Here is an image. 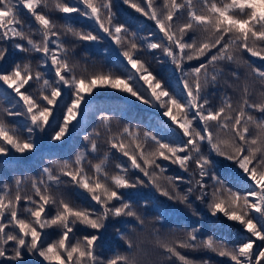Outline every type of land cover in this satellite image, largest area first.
Instances as JSON below:
<instances>
[{"label":"snow or ice","instance_id":"6c2138e0","mask_svg":"<svg viewBox=\"0 0 264 264\" xmlns=\"http://www.w3.org/2000/svg\"><path fill=\"white\" fill-rule=\"evenodd\" d=\"M123 4L154 23L159 34L151 33L154 41L140 37L143 43H138L136 33L116 21L112 0H0V43L12 41L21 53L41 55L36 69L29 60L0 70L3 98L12 105L0 115V157L32 152L37 132L63 142L75 131L81 105L91 103L86 97L96 89L159 106L171 122L163 125L164 138L148 131L141 135L127 126L113 132L111 118L101 114L107 145L102 155L97 130L84 135V150L44 167L30 187L21 178L15 179L14 188L3 184L0 259L22 264L27 255L43 264H143L147 243L163 260L178 264H212L180 250L227 257L231 264H264V247L254 250L256 241L264 242V70L245 56L264 61V0H123ZM25 12L34 23H25ZM49 12L62 14L64 23L58 27ZM73 14L85 21L80 29L71 22ZM62 33L82 42L110 40L126 62L116 65L124 74L90 70L87 65L81 69L72 62L74 46L70 49L64 43ZM142 50H159L174 66L173 77L179 74L176 82L182 90L153 74L137 55ZM6 53L7 48L0 46V61ZM157 61L162 62L158 57ZM33 84L38 94L29 91ZM225 89L236 92L235 99ZM5 116L22 117L24 122L12 126ZM117 153L123 159L109 173L108 164ZM213 155L243 173L244 189L233 190L211 171L216 164ZM167 165L188 173V178L167 175ZM133 173L139 175L133 179ZM180 184L188 187L182 191ZM69 185L87 194L81 196L83 203L65 194ZM137 186H151L159 196L200 215L194 196L211 216L222 214L241 225L248 239L229 247L214 236L200 238L195 227L183 238L154 226L146 234L147 218L122 191ZM157 212L156 219L162 220L163 212ZM118 217L133 218L139 227L132 228L135 238L119 235L125 252L104 259L97 255L98 234L109 218ZM77 226L92 232L77 236ZM53 228L59 235L49 242L47 230Z\"/></svg>","mask_w":264,"mask_h":264},{"label":"trees","instance_id":"16d2710c","mask_svg":"<svg viewBox=\"0 0 264 264\" xmlns=\"http://www.w3.org/2000/svg\"><path fill=\"white\" fill-rule=\"evenodd\" d=\"M65 2H71V0H65ZM112 4L113 11L116 14V21L124 23L131 32L135 33V28L142 27L139 34L144 37L149 36L153 39V41L155 38L152 37L151 33L157 32V35H159L158 30L155 29V25L152 21L147 20L139 13H136L134 10L128 8L127 5L123 4V0H112ZM48 14L51 15L58 23V27L60 24L64 23L66 19L62 18V14L60 13L49 12ZM22 18L25 20V23H34L26 12ZM71 22L77 29H80L85 24L84 19L78 17L76 14H73V20ZM101 35L103 34L101 33ZM36 38L38 39V37ZM61 38L70 49L74 46V50L70 51V57L73 63H78L80 65L81 69L87 65L90 70H111L116 74H120L123 71L116 66L117 61L121 62L119 58L116 57V54L119 55L120 52V49L117 48L116 45V52L107 57L108 53H106V50L109 48V40L105 39L100 42L92 43L82 42L76 41L73 37L66 36L63 33L61 34ZM137 41L139 43L138 39ZM20 43L23 42L20 41ZM12 45V41L0 43V46L7 48L5 59L0 61V70H10L16 63L22 64L29 60L32 62L33 69L38 67V61L41 59L40 54L21 53ZM150 53V58L145 60L143 57L138 56L146 62L153 74H166V79L170 78L171 80L176 81L173 77L174 72L172 70L174 66H170L171 63L167 60V58L164 57L159 50H155ZM245 56L247 59L252 61L255 66L264 70V61L248 57L247 54H245ZM157 57L162 62H158ZM192 63L195 64L197 62L193 61ZM248 71H250V69ZM79 74L80 73L78 72V75ZM51 75L54 77V73ZM229 79L231 78L229 77ZM35 88L36 85L34 84L32 88H29V91L33 92L34 95L38 94L34 91ZM225 90L235 99L237 96L236 92H233L232 89ZM3 92L4 89L0 88V115L3 114L2 110L4 108H12V105L3 98ZM86 100H90L91 103L88 105H81L82 111L80 112L79 117H77L79 124L77 125L75 131L66 136L63 142L51 141L48 134L37 132L34 135L36 147L32 152H26L22 155L11 152L7 156L0 157V188H2L3 184H8L14 188V181L16 178L25 180L27 182V186L30 187L31 180L33 178L39 179L41 176V170L44 167H53V162L71 159L74 157L76 152L84 150L87 147L86 142L83 139L84 135L94 133V131L97 130L101 132L98 147L100 149L99 154L102 155L103 150L107 147V145L105 143L104 130H102V128L98 125V114L119 116L124 123L129 125L130 128L139 130L141 135L145 131H148L157 136L167 138V130L163 131V129H165L163 125L164 123H168L170 125L171 122L168 121L167 118L158 115L156 108L151 105L148 106V108L138 109L133 104L128 103L127 94L107 89L94 90L93 95L91 97H86ZM256 115L259 117L261 114L256 113ZM4 118L12 126H16L19 123L24 122L22 117L5 116ZM77 121H73V124H77ZM111 128L113 132H118L123 128V126L120 124H111ZM24 135H26V132ZM122 159L123 158L120 157L118 153L114 155L113 159L108 164L109 173L115 171V163ZM212 159L216 161V164L211 171L215 172L227 186L231 187L233 190H242L245 188L247 178L235 167V165L229 161L223 160L220 157H216L215 155H213ZM94 162L96 161L94 160ZM86 167L89 171H91L89 165L86 164ZM167 167L169 169L168 173H166L167 175H180L185 177V179L188 178V173L182 172L178 167L173 165H167ZM137 175H139V173H133L131 174V178L134 179ZM187 187V184H180V189L182 191ZM63 191L68 197L72 198L77 203H83L84 201L81 200V196H87L86 193H82L81 190L70 185L64 188ZM122 191H124L126 197L133 203L135 210L147 218V227L145 229L146 234L148 229L154 226L159 228L162 233H168L170 235H176L183 238L186 231H190L193 227H195L199 229L198 236L200 238L214 236L218 239L227 241L229 247H235L248 239L249 234L244 232L241 225L228 221L222 214H218L216 217L211 216L203 204L195 201L194 196L191 199L195 209L200 213V215H193L192 210L188 207L179 203H174L167 200L165 197L159 196V194L151 188V186H137L134 189H126ZM78 193L80 195H77ZM146 202H154L155 206L153 207L152 203ZM157 210L163 212L162 220L158 221L156 219L158 215ZM49 211L51 212V210ZM253 215H255V213H253ZM149 221H151V224L148 223ZM133 227H139L133 218H109L106 221V227L98 234L99 239L97 241V255L107 259L116 252H125L126 245L124 241L119 238V235L121 233H128L135 238V233L132 232ZM47 232L49 233L47 237L49 242H51L52 239L57 238L59 235V230L55 228L48 229ZM75 232L77 236H81L85 233L91 234L92 230L77 226ZM144 247L146 255H143V264H178L175 260H163L158 251L150 244L146 243ZM259 247H264V242L256 241L254 250H257ZM180 251L194 260L199 261L201 259H209L212 261V264H231V261H229L227 257H218L212 253L202 251ZM0 264H9V262L0 259ZM22 264H43V262L40 261L38 257L34 258L25 255Z\"/></svg>","mask_w":264,"mask_h":264},{"label":"rangeland","instance_id":"374dc122","mask_svg":"<svg viewBox=\"0 0 264 264\" xmlns=\"http://www.w3.org/2000/svg\"><path fill=\"white\" fill-rule=\"evenodd\" d=\"M139 26H140V25H139ZM141 29H142V27H137V28H135V33H136V35H137V39L139 40V43H143L142 41H140L139 38H140V37H144V36H142V35L139 34V33L141 32ZM147 38L153 40V39H152L151 37H149V36H147ZM108 47H109V48L106 50V53H108V54H107V57H108L110 54H113V53L116 52V51H115V49H116V48H115V45L112 44L110 40H109V43H108ZM137 55L143 57V59L145 60V59L150 58L151 53L148 52L147 50H143V51H141V53L138 52ZM116 57L119 58V60H120L121 62H124L122 56H119V55L116 54ZM124 63H126V62H124ZM170 66H171V64H170ZM172 70H173V72H174V68H173ZM120 74H123V71H122ZM178 75H179V74H176V75H175V79H176V81H177V79H178ZM156 76H157L158 78L162 79V80H171L170 78H169V79H166V76H167L166 74H160V75H156ZM171 81H172V86H173V87L182 90V85L177 84V82L174 81V80H171ZM127 101H128L129 104H133V105L136 106L138 109H139V108H148V106H150V105H147V104H142V103H140L139 101L135 100L134 97H131V96H128V100H127ZM212 103H213V105H216V104L218 103V98H213V99H212ZM155 108H156V110L158 111L157 114L160 115L161 117H164L163 114H162L163 110L160 109L159 106H155ZM100 115H101V114H98V117H99V118H98L97 121H98V125H99V127L102 128V127L100 126ZM104 115H108V114H104ZM108 116H109V115H108ZM77 117H79V115H78ZM109 117L111 118V124H112V125L120 124V125L123 126V127H125V126L129 127V125L126 124V123H124V122L121 120V118H120L119 116H109ZM165 118H167V117H165ZM102 130H104V129L102 128ZM163 131H166V129H163Z\"/></svg>","mask_w":264,"mask_h":264}]
</instances>
